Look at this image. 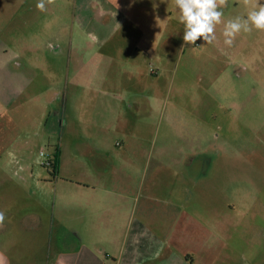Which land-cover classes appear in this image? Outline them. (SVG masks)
Wrapping results in <instances>:
<instances>
[{
	"label": "rangeland",
	"instance_id": "obj_1",
	"mask_svg": "<svg viewBox=\"0 0 264 264\" xmlns=\"http://www.w3.org/2000/svg\"><path fill=\"white\" fill-rule=\"evenodd\" d=\"M37 2L0 0V264H72L69 210L164 202L180 182L205 235L230 241L225 264H263L264 31L228 47L221 23L213 44H185L174 0H164L147 26L109 36L116 17L103 0H55L44 12ZM222 10L226 22L251 5ZM137 155L151 160L136 165L124 200L76 186L90 157L122 168Z\"/></svg>",
	"mask_w": 264,
	"mask_h": 264
},
{
	"label": "crops",
	"instance_id": "obj_2",
	"mask_svg": "<svg viewBox=\"0 0 264 264\" xmlns=\"http://www.w3.org/2000/svg\"><path fill=\"white\" fill-rule=\"evenodd\" d=\"M103 1L102 12L106 16L116 17L115 27L110 31L107 29L103 31V34L109 32L108 35L111 36L124 35L125 32L127 35L129 30L125 29L126 24L137 26L141 19L147 26L154 18L152 13L157 6L155 4L164 0ZM132 11L137 14H133ZM140 12L144 15L140 16ZM147 33L148 31L144 35ZM108 41L109 37L103 38L99 46L104 47ZM149 74L157 76L158 72L152 68L146 72V77H149ZM107 80L109 81V78L103 76L100 83L104 85ZM100 148L102 149V146ZM113 156L117 158L118 152ZM149 160L151 159L148 155L129 156L126 163L124 162L126 167L120 168L118 165L120 162L117 160L107 167L103 156L90 157L86 161L89 165L86 177L83 180L77 178L76 186L85 194L101 192L124 200L126 191L127 194H134L129 181L134 179L133 176H138L136 165L143 168V165L149 164ZM171 161L177 164L185 163V159L180 158H172ZM124 163L122 164L125 166ZM155 170L159 169L156 167ZM107 177L110 178L108 184L104 183ZM175 187L180 190L170 193L171 200L166 199L164 202H160V199L152 194L147 198L150 203L140 207L120 203L69 210V237L64 239V243L68 244L70 252H78L71 255L72 264H225L226 259H222L220 246L222 244L223 248H226L230 241L214 235H205L204 230L206 231L207 227L187 206L188 200L186 192H183L185 190H181V182ZM77 220L79 223H76ZM83 226L96 227L98 233L94 238L87 240L80 230ZM227 262L237 264L230 258Z\"/></svg>",
	"mask_w": 264,
	"mask_h": 264
},
{
	"label": "clouds",
	"instance_id": "obj_3",
	"mask_svg": "<svg viewBox=\"0 0 264 264\" xmlns=\"http://www.w3.org/2000/svg\"><path fill=\"white\" fill-rule=\"evenodd\" d=\"M55 3V0H38L36 8L44 12L46 5ZM247 7L251 5L246 16H236L223 21V8L227 0H174L179 13V23L183 25V41L185 44L195 45L199 38H203L207 45L213 44L216 39L217 25L223 23V43L231 47L238 35L250 34L253 30L264 31V4L259 0H243ZM120 26V25H119ZM5 220V212L0 211V226Z\"/></svg>",
	"mask_w": 264,
	"mask_h": 264
},
{
	"label": "trees",
	"instance_id": "obj_4",
	"mask_svg": "<svg viewBox=\"0 0 264 264\" xmlns=\"http://www.w3.org/2000/svg\"><path fill=\"white\" fill-rule=\"evenodd\" d=\"M55 166H56V163H55ZM56 168V167H55Z\"/></svg>",
	"mask_w": 264,
	"mask_h": 264
}]
</instances>
